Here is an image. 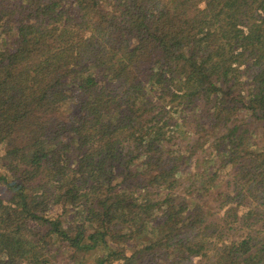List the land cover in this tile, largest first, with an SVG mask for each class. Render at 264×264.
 I'll use <instances>...</instances> for the list:
<instances>
[{"label":"trees","instance_id":"obj_1","mask_svg":"<svg viewBox=\"0 0 264 264\" xmlns=\"http://www.w3.org/2000/svg\"><path fill=\"white\" fill-rule=\"evenodd\" d=\"M91 253L264 264V0H0V264Z\"/></svg>","mask_w":264,"mask_h":264},{"label":"rangeland","instance_id":"obj_2","mask_svg":"<svg viewBox=\"0 0 264 264\" xmlns=\"http://www.w3.org/2000/svg\"><path fill=\"white\" fill-rule=\"evenodd\" d=\"M216 204V203H215ZM240 208H244V207H240ZM235 210H236V212H237V214L238 215H242V214H245V210H239V209H237V208H234ZM248 217V214L246 215V218ZM236 219L237 218H235L234 216H233V212H231V214H230V216L228 217V219L227 220H230V221H233V222H235L236 221ZM236 223H233L231 226H233V228L231 229L232 230V234H234V235H240L241 233H242V230H235V227H234V225H235ZM93 253H91V254H86L85 256H83V258H82V263L81 264H94V258H93ZM74 264H79V263H74Z\"/></svg>","mask_w":264,"mask_h":264}]
</instances>
